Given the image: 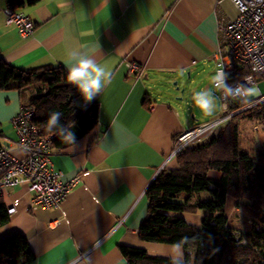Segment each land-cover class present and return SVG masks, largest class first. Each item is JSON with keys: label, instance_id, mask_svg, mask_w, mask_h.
Here are the masks:
<instances>
[{"label": "crops", "instance_id": "obj_1", "mask_svg": "<svg viewBox=\"0 0 264 264\" xmlns=\"http://www.w3.org/2000/svg\"><path fill=\"white\" fill-rule=\"evenodd\" d=\"M6 8L0 0V58L8 64L67 71V61L83 56L103 64L111 78L91 101H79L97 104L96 129L65 151L52 150L55 170L65 181L78 178L76 186L59 209L32 208L26 185L5 190L0 204L15 211L0 227V242L24 235L33 264H127L121 246L182 259V248L140 239L146 188L163 166L178 167L176 157L168 159L175 140L197 126L172 98L191 93L197 80L201 89L210 87L222 45L219 23L235 20L237 8L231 0H44L24 11L35 24L27 39L6 24ZM128 60L142 65L141 76L129 74ZM34 88L0 91V147L17 158L26 152L14 144L12 119ZM177 215L197 226L202 221L200 214Z\"/></svg>", "mask_w": 264, "mask_h": 264}, {"label": "trees", "instance_id": "obj_2", "mask_svg": "<svg viewBox=\"0 0 264 264\" xmlns=\"http://www.w3.org/2000/svg\"><path fill=\"white\" fill-rule=\"evenodd\" d=\"M43 1L6 0V7L24 14ZM228 74L227 83L233 84L249 76L250 71L235 66ZM31 86L35 88L27 104L36 108L35 123L43 133L54 135L52 150L65 151L96 129L97 104L79 106L82 96L68 81L63 67L22 69L0 58V91L23 92ZM247 104L239 101L231 108L237 110ZM54 111L62 113L59 129L48 127ZM238 117L264 122V102L236 115L211 136L190 144L176 156L178 167L163 169L147 188L149 207L139 237L150 243H180L184 255L176 264H264V165H258L260 155L241 149ZM67 130L75 134L71 144L60 139ZM216 173L218 176L213 175ZM230 199L239 202L252 217L249 230L241 232L229 225ZM179 213L200 214L201 224L192 225ZM9 221L6 206L0 204V227ZM120 250L127 264H170L173 260L143 248L121 246ZM35 260L24 235L17 233L0 242V264H33Z\"/></svg>", "mask_w": 264, "mask_h": 264}, {"label": "built area", "instance_id": "obj_3", "mask_svg": "<svg viewBox=\"0 0 264 264\" xmlns=\"http://www.w3.org/2000/svg\"><path fill=\"white\" fill-rule=\"evenodd\" d=\"M231 2L237 8L238 16L235 20H222L219 23L222 45L213 56L216 71L221 66L225 73L231 72L235 66L250 71L249 76L233 84H228L227 81L226 83L235 88L239 83L250 81V86L257 89L255 99L245 107L233 110L231 105L242 101V98L229 97L214 87L213 94L223 102L224 115L179 135L168 159L175 158L193 142L211 136L234 116L264 101V94L256 81L260 79L264 82V0ZM4 15L6 24L18 28L22 38L27 39L34 35L35 24L29 16L10 8L4 10ZM126 66L129 74H143V67L138 62L128 60ZM87 106L85 104V107ZM36 114V108L26 104L12 119V125L18 135L14 144L26 152L25 157L17 158L9 149L0 147V198L5 190L26 185L32 195V208L59 209L66 195L78 183V178L65 181L63 173L55 170L51 159L54 135L43 133L35 123ZM163 169L165 166L160 168L158 173ZM14 211L13 207L8 212L11 214Z\"/></svg>", "mask_w": 264, "mask_h": 264}, {"label": "clouds", "instance_id": "obj_4", "mask_svg": "<svg viewBox=\"0 0 264 264\" xmlns=\"http://www.w3.org/2000/svg\"><path fill=\"white\" fill-rule=\"evenodd\" d=\"M228 75L221 66L212 76L213 87L229 97H239L242 98V102L250 103L249 98L256 95L257 89L250 86V81L239 83L235 88H232L226 83ZM110 78L111 72L103 64L90 57L81 56L74 63L67 61V79L71 84L76 86L86 102L96 97L106 84L110 82ZM194 105L208 117L214 116L217 109L214 98L209 91H198L194 93ZM61 115L62 113L60 112H52L51 119L48 121V127L56 126L59 129V117ZM60 139L64 143L71 144L75 140V134L73 131L67 130L66 134L62 135ZM182 240L185 243L187 242L186 237L182 238ZM173 246L177 249L182 248L180 243H175ZM180 255L183 256L182 251ZM170 264H176L175 257H173Z\"/></svg>", "mask_w": 264, "mask_h": 264}, {"label": "rangeland", "instance_id": "obj_5", "mask_svg": "<svg viewBox=\"0 0 264 264\" xmlns=\"http://www.w3.org/2000/svg\"><path fill=\"white\" fill-rule=\"evenodd\" d=\"M264 94V82L260 79L256 80ZM203 80H197L194 83V90L191 93H184L181 97L182 99L172 98V103H174L176 109H179L182 117H185L191 124V127H195L202 124H207L214 121V117H208L200 111L199 108L194 105V93L198 91H209L214 98V102L217 105L215 114L219 117L224 115L223 102L219 97H216L214 92V87L212 85V78L207 82L209 88L201 89ZM178 86V85H177ZM177 86H174L177 88ZM183 89V88H182ZM220 91V90H217ZM255 96L250 97L249 100H254ZM264 102V101H263ZM214 114V115H215ZM235 117V116H234ZM233 117V118H234ZM232 118V119H233ZM237 123L239 126V144L241 149L252 155H260L257 160L259 166L264 165V122H256L244 117H238ZM235 121V120H234ZM263 153V155H261ZM264 196V195H263ZM262 206L264 208V197L262 200ZM227 216L229 220V225L239 231L249 230L252 223V217L246 213L241 208L239 202L234 199H230L227 206ZM194 220L187 221L191 224ZM201 223V221H200ZM194 225V224H192ZM199 225V224H198ZM151 254V253H150ZM154 255V254H153Z\"/></svg>", "mask_w": 264, "mask_h": 264}, {"label": "water", "instance_id": "obj_6", "mask_svg": "<svg viewBox=\"0 0 264 264\" xmlns=\"http://www.w3.org/2000/svg\"><path fill=\"white\" fill-rule=\"evenodd\" d=\"M174 85H175V86H177V82H175V83H174ZM176 89H177V90H179L178 86H177V88H176ZM183 93H184V90H183V89H181V94H183ZM178 99H181V98H178Z\"/></svg>", "mask_w": 264, "mask_h": 264}]
</instances>
